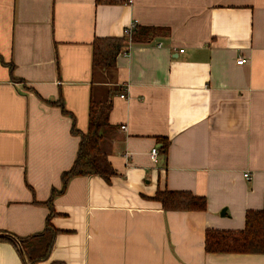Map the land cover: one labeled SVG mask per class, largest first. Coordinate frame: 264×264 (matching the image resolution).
<instances>
[{"label":"crops","instance_id":"0c3cea01","mask_svg":"<svg viewBox=\"0 0 264 264\" xmlns=\"http://www.w3.org/2000/svg\"><path fill=\"white\" fill-rule=\"evenodd\" d=\"M134 22L148 39L93 68L94 40ZM61 98L81 132L91 101L112 103L117 174L73 178L54 199L57 235L38 264H264L205 250L208 230L241 231L264 208V0H0V233L47 227L80 143L50 104ZM163 190L207 209L166 211L153 200ZM0 264L25 263L0 241Z\"/></svg>","mask_w":264,"mask_h":264},{"label":"trees","instance_id":"16d2710c","mask_svg":"<svg viewBox=\"0 0 264 264\" xmlns=\"http://www.w3.org/2000/svg\"><path fill=\"white\" fill-rule=\"evenodd\" d=\"M98 4H127V0H97ZM151 29L136 28L130 35L122 38H96L92 44L93 68L114 69L117 58L125 53L129 41L145 42ZM141 36H143L141 38ZM3 63V62H2ZM11 71L13 66L10 65ZM58 105L63 114L71 116L73 120L72 133L80 138L75 162L70 170L61 175L62 189L53 190L49 201L50 215L47 218V227L39 235L30 238H18L26 252L30 264H38L48 259L54 244L57 231L51 224L53 216V201L63 194L69 182L76 177L100 176L107 182L116 176V170L110 162L113 136L116 127L109 122L112 103L91 101L89 123L86 132L79 131L75 126L73 115L64 106L62 98L50 102ZM167 152L168 143L163 141ZM153 200L161 203L166 211H205L207 199L187 191H158ZM0 241L9 239L0 238ZM205 250L211 254H264V208L259 211H249L246 214L245 228L241 231L208 230L206 233Z\"/></svg>","mask_w":264,"mask_h":264},{"label":"built area","instance_id":"2783aa9c","mask_svg":"<svg viewBox=\"0 0 264 264\" xmlns=\"http://www.w3.org/2000/svg\"><path fill=\"white\" fill-rule=\"evenodd\" d=\"M133 3V0H127V4H132ZM136 26H137V23H135L134 22V24L130 27V28H128L126 31H125V35H130L131 34V32L136 28ZM184 52V50H181V53H183ZM247 61L244 59V58H241L239 61H238V64L239 65H242V64H244V63H246ZM122 97H125V96H123L122 95ZM158 155H159V149H157V148H155V149H153L152 151H151V159L155 162V163H157L158 162ZM246 177L248 176V175H245Z\"/></svg>","mask_w":264,"mask_h":264},{"label":"water","instance_id":"95a60500","mask_svg":"<svg viewBox=\"0 0 264 264\" xmlns=\"http://www.w3.org/2000/svg\"><path fill=\"white\" fill-rule=\"evenodd\" d=\"M0 238L9 239L10 241H12L17 246L19 252L21 253V256H22V258L24 260V263L25 264H30L29 260H28V257L26 255V252L24 251V249H23V247L21 245V241L17 237H15V236H13L11 234H8V233H0Z\"/></svg>","mask_w":264,"mask_h":264}]
</instances>
